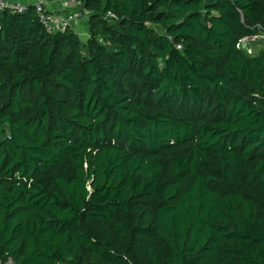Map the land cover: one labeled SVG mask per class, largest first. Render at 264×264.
Wrapping results in <instances>:
<instances>
[{
  "label": "trees",
  "instance_id": "1",
  "mask_svg": "<svg viewBox=\"0 0 264 264\" xmlns=\"http://www.w3.org/2000/svg\"><path fill=\"white\" fill-rule=\"evenodd\" d=\"M75 1L0 11V261L264 264V0Z\"/></svg>",
  "mask_w": 264,
  "mask_h": 264
},
{
  "label": "built area",
  "instance_id": "2",
  "mask_svg": "<svg viewBox=\"0 0 264 264\" xmlns=\"http://www.w3.org/2000/svg\"><path fill=\"white\" fill-rule=\"evenodd\" d=\"M51 1H54L59 5L57 10L48 7ZM78 5H80V2L75 0H33L31 2L0 0V11L7 10L12 13H24L29 10L30 6H33L40 23L48 33L52 34L64 32L68 28L73 29L82 19H84V17H86L83 14L81 15L78 11H74ZM254 38H264V33L256 35ZM250 41L251 38H244L239 41L238 45L246 50L247 53H251L252 48L249 46ZM180 47V45L177 46V48ZM0 264L16 263L13 259L9 258L4 262L0 261Z\"/></svg>",
  "mask_w": 264,
  "mask_h": 264
},
{
  "label": "rangeland",
  "instance_id": "3",
  "mask_svg": "<svg viewBox=\"0 0 264 264\" xmlns=\"http://www.w3.org/2000/svg\"><path fill=\"white\" fill-rule=\"evenodd\" d=\"M80 27H81V29H82L81 32L79 31L80 35H82V36H80V37L85 38V37L87 36V33L85 32V28H86V26H85V24H83V25H80ZM256 43H257V42L255 41V44H256ZM260 49H264V44L255 45V46L252 47L253 52L258 51V50H260Z\"/></svg>",
  "mask_w": 264,
  "mask_h": 264
},
{
  "label": "crops",
  "instance_id": "4",
  "mask_svg": "<svg viewBox=\"0 0 264 264\" xmlns=\"http://www.w3.org/2000/svg\"><path fill=\"white\" fill-rule=\"evenodd\" d=\"M18 1H21V2H31L33 0H18ZM48 7L51 8V9H53V10H57L59 8V5L56 2L51 1L49 3ZM77 28L79 29L80 32L82 31L80 26L77 27Z\"/></svg>",
  "mask_w": 264,
  "mask_h": 264
}]
</instances>
